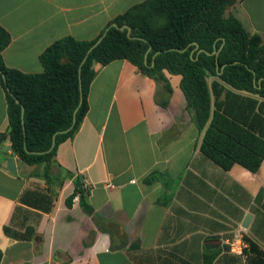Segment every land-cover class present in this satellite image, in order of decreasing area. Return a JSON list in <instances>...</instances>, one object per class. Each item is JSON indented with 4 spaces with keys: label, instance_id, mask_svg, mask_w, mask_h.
I'll use <instances>...</instances> for the list:
<instances>
[{
    "label": "crops",
    "instance_id": "obj_1",
    "mask_svg": "<svg viewBox=\"0 0 264 264\" xmlns=\"http://www.w3.org/2000/svg\"><path fill=\"white\" fill-rule=\"evenodd\" d=\"M145 1L0 0V24L11 35L5 64L41 74V54L54 42L95 40ZM230 16L264 41V0H237ZM94 71L88 113L55 157L69 174L62 185L47 184L43 167L36 175L15 156L9 136L0 142V264H264V162L255 173L238 164L226 171L201 152L180 75L164 71L165 82L124 59ZM8 130L0 81V136ZM79 178L93 216L79 196L66 205ZM43 196L52 198L48 211L32 204ZM29 230L31 240L12 236ZM238 234L256 248L244 240L248 253H231L227 241Z\"/></svg>",
    "mask_w": 264,
    "mask_h": 264
},
{
    "label": "trees",
    "instance_id": "obj_2",
    "mask_svg": "<svg viewBox=\"0 0 264 264\" xmlns=\"http://www.w3.org/2000/svg\"><path fill=\"white\" fill-rule=\"evenodd\" d=\"M235 1L147 0L116 17L95 40L66 37L54 42L41 54V74H27L6 66L3 51L11 43V35L0 24V81L6 91L9 117L8 134L1 135L0 142L9 136L15 156L34 167L36 175H41L39 169L43 167L41 176L47 184L62 185L69 174L60 168L55 157L59 146L79 131L88 113L94 65L124 59L151 78L167 82L164 71L180 75L187 108L193 112L202 136L201 152L226 171L238 164L257 172L264 162V41L260 35L248 32L236 16L225 17L226 9ZM112 24L128 25L136 39H130L126 29L120 31ZM104 34L82 67L83 103L76 115V125L70 132L58 134L54 149L48 153L53 136L73 124L81 98L80 64ZM193 43L208 53L216 46L218 64L215 56L198 53ZM150 46L146 65L145 55ZM166 90L172 92L169 84ZM87 194L79 178L66 205L71 208L74 198L79 196L83 211L93 216ZM41 201H48V206ZM32 204L48 211L52 198L43 196ZM12 236L31 240L33 231ZM244 240L249 248H256L249 238Z\"/></svg>",
    "mask_w": 264,
    "mask_h": 264
},
{
    "label": "water",
    "instance_id": "obj_3",
    "mask_svg": "<svg viewBox=\"0 0 264 264\" xmlns=\"http://www.w3.org/2000/svg\"><path fill=\"white\" fill-rule=\"evenodd\" d=\"M111 27H116V28H118L120 31H123V30H127L128 31V37L130 38V39H136L135 37H132L131 36V28L128 26V25H125V26H123V27H118L116 24H112L111 25ZM109 29V28H108ZM107 29V30H108ZM106 30V31H107ZM105 37V34L102 36V37H100V39L87 51V53H86V56H85V58H84V60L82 61V63L80 64V67H79V81H80V93H81V98H80V102H79V106L77 107V109L75 110V112H74V119H73V124H72V126L69 128V129H67V130H65V131H61V132H58V133H56L54 136H53V141H52V146H51V148L47 151L48 153L49 152H51L53 149H54V147H55V145H56V137H57V135L58 134H64V133H68V132H70L71 130H72V128L76 125V115H77V112H78V110H79V108L81 107V105H82V103H83V88H82V79H81V71H82V67H83V65H84V63L86 62V60H87V58H88V56H89V54L102 42V40H103V38ZM224 43H225V41H223V44H222V46H221V48L223 47V45H224ZM193 46H195V50H198V53H202V52H205L206 54H208V55H213V56H215L216 58H217V64H218V55H219V50H217V48H216V46H214V51L212 52V53H208V52H206L205 50H202V49H199V44H197V43H193L192 44ZM151 49H152V47L150 46L149 47V49H148V51H147V53H146V55H145V63H146V65H147V63H148V54H149V52L151 51ZM171 50H174V49H171ZM187 49H185V50H182V51H186ZM161 53V51H159V52H157L156 54H155V56H154V58L158 55V54H160ZM154 65V63L152 64V66ZM221 73V72H220ZM16 102L17 103H19V101L18 100H16ZM24 113H25V108H24V106H22V124H23V129H24V133H25V127H24ZM28 153H30L29 151H27ZM8 170L10 171V172H12V173H16L17 172V169H16V162H15V160H10L9 162H8ZM250 219H251V216L250 215H248L247 216V218H246V220H245V223H244V227L245 228H247L248 226H249V222H250ZM208 246L210 245V247H217V246H219L220 245V241H210L208 244H207Z\"/></svg>",
    "mask_w": 264,
    "mask_h": 264
},
{
    "label": "built area",
    "instance_id": "obj_4",
    "mask_svg": "<svg viewBox=\"0 0 264 264\" xmlns=\"http://www.w3.org/2000/svg\"><path fill=\"white\" fill-rule=\"evenodd\" d=\"M227 243L231 253L238 254L240 256L245 255V249L247 248V245L240 234L236 235L231 240H228Z\"/></svg>",
    "mask_w": 264,
    "mask_h": 264
}]
</instances>
